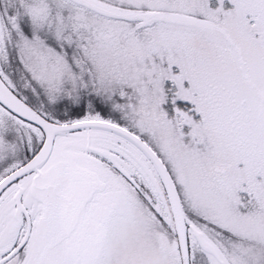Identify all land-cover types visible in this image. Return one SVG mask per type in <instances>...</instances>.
Listing matches in <instances>:
<instances>
[{
  "label": "snow or ice",
  "instance_id": "1",
  "mask_svg": "<svg viewBox=\"0 0 264 264\" xmlns=\"http://www.w3.org/2000/svg\"><path fill=\"white\" fill-rule=\"evenodd\" d=\"M0 264H264V0H0Z\"/></svg>",
  "mask_w": 264,
  "mask_h": 264
}]
</instances>
